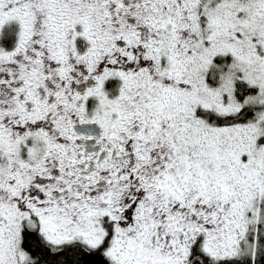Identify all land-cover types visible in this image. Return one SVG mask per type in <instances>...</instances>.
Listing matches in <instances>:
<instances>
[{
	"label": "snow or ice",
	"instance_id": "obj_1",
	"mask_svg": "<svg viewBox=\"0 0 264 264\" xmlns=\"http://www.w3.org/2000/svg\"><path fill=\"white\" fill-rule=\"evenodd\" d=\"M0 264H264V0H0Z\"/></svg>",
	"mask_w": 264,
	"mask_h": 264
}]
</instances>
